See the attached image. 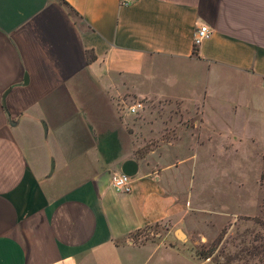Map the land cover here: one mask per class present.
Instances as JSON below:
<instances>
[{
  "label": "crops",
  "instance_id": "1",
  "mask_svg": "<svg viewBox=\"0 0 264 264\" xmlns=\"http://www.w3.org/2000/svg\"><path fill=\"white\" fill-rule=\"evenodd\" d=\"M263 82L264 0H0V264H132L131 253L158 251L128 237L180 228L193 173L180 166L195 152L177 148L217 136L205 132L215 108L239 103L264 122L259 100L244 108L257 95L236 97ZM128 98L194 107L193 134L136 157ZM126 160L131 191L116 193Z\"/></svg>",
  "mask_w": 264,
  "mask_h": 264
},
{
  "label": "rangeland",
  "instance_id": "2",
  "mask_svg": "<svg viewBox=\"0 0 264 264\" xmlns=\"http://www.w3.org/2000/svg\"><path fill=\"white\" fill-rule=\"evenodd\" d=\"M259 92L247 91L243 96L239 92L236 97L244 101L246 96L257 95L249 98L244 108L255 110L259 100L260 115L264 118V90ZM234 94L231 91L229 95ZM125 100L121 110H125V105L142 104L128 128L135 138L129 148L136 157L159 151V141L176 139L184 133L183 129L193 134L189 129L199 119L194 107L177 101ZM239 106L232 103L228 114L223 107L207 113L209 126L205 132L217 134L208 143L200 140L194 147L177 148L183 156L186 151L190 156L192 150L195 152L193 161L185 160L180 166L182 171L193 166L187 182L185 215L176 229L183 239H177L175 234L165 238L169 229L166 222L148 225L128 239L136 247L160 248L131 253L132 264H264V122L258 120L259 116H255L256 121L251 119L252 113H241ZM113 260L107 257L102 264H118ZM120 261L124 263V256Z\"/></svg>",
  "mask_w": 264,
  "mask_h": 264
},
{
  "label": "built area",
  "instance_id": "3",
  "mask_svg": "<svg viewBox=\"0 0 264 264\" xmlns=\"http://www.w3.org/2000/svg\"><path fill=\"white\" fill-rule=\"evenodd\" d=\"M130 3V0H119V4L120 5H127ZM210 32L208 30V28L206 26H199L197 28L194 29L193 33H192V45L193 48H196L201 41H203L204 39H206L209 36ZM262 85L264 86V82L262 83ZM142 108V104L140 102H136L130 106L127 107V111L130 114H135L138 110H140ZM121 175H124L120 172H118ZM117 174V173H116ZM114 174L111 178H110V188L116 192V193H121V194H128L131 191V186H130V180L131 177L126 176L127 182L124 186L120 187V188H116L113 187L111 184L112 178L116 175Z\"/></svg>",
  "mask_w": 264,
  "mask_h": 264
},
{
  "label": "water",
  "instance_id": "4",
  "mask_svg": "<svg viewBox=\"0 0 264 264\" xmlns=\"http://www.w3.org/2000/svg\"><path fill=\"white\" fill-rule=\"evenodd\" d=\"M50 170H52V165L50 166ZM137 165L132 160H126L119 166V172L128 176L133 177L136 173ZM175 235L177 239L181 240L183 239V235L180 233L179 230L175 231Z\"/></svg>",
  "mask_w": 264,
  "mask_h": 264
},
{
  "label": "clouds",
  "instance_id": "5",
  "mask_svg": "<svg viewBox=\"0 0 264 264\" xmlns=\"http://www.w3.org/2000/svg\"><path fill=\"white\" fill-rule=\"evenodd\" d=\"M127 179L128 178L126 176L117 173L112 178L111 184H112L113 187L120 188V187H122V186H124L126 184Z\"/></svg>",
  "mask_w": 264,
  "mask_h": 264
},
{
  "label": "trees",
  "instance_id": "6",
  "mask_svg": "<svg viewBox=\"0 0 264 264\" xmlns=\"http://www.w3.org/2000/svg\"><path fill=\"white\" fill-rule=\"evenodd\" d=\"M195 50L193 49V52H194Z\"/></svg>",
  "mask_w": 264,
  "mask_h": 264
}]
</instances>
